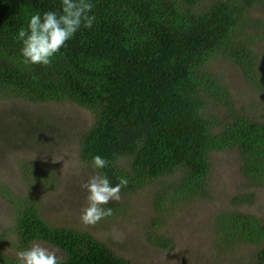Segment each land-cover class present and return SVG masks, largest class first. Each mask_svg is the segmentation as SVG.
<instances>
[{
    "label": "trees",
    "instance_id": "trees-1",
    "mask_svg": "<svg viewBox=\"0 0 264 264\" xmlns=\"http://www.w3.org/2000/svg\"><path fill=\"white\" fill-rule=\"evenodd\" d=\"M256 10L264 12V0H0V99L90 111L79 159L110 193L99 212L118 220L124 197L152 187L149 237L158 234L162 249L171 242L161 220L210 199L212 153L236 150L248 192L216 215L215 232L230 250L256 246L252 264H264V218L242 209L264 184V114L235 113L229 86L210 70L224 60L264 85ZM49 175L23 173L40 186ZM0 193L14 211V249L29 253L42 242L63 254L29 262L0 248V264H134L107 239L50 226L33 194Z\"/></svg>",
    "mask_w": 264,
    "mask_h": 264
},
{
    "label": "rangeland",
    "instance_id": "rangeland-1",
    "mask_svg": "<svg viewBox=\"0 0 264 264\" xmlns=\"http://www.w3.org/2000/svg\"><path fill=\"white\" fill-rule=\"evenodd\" d=\"M254 18L262 21L254 33L258 38L255 50L264 71V12L256 10ZM210 70L229 86L235 113L261 118L263 84L255 88L238 66L224 60H215ZM93 123L90 111L70 102L33 104L0 99V191L6 188L19 196L33 194L40 200L42 217L50 226L83 229L107 239L115 253L134 264H252L256 246L230 250L215 232L216 215L232 209V202L248 192L236 150L212 153L210 199L171 210L166 221L161 220L166 230L163 236L171 242L170 248L162 249L155 244L158 234L149 237V224L155 217L151 215L152 187L124 197L127 206L118 220H105L99 212L110 193L103 188L96 170L82 166L79 159L81 138ZM122 164L127 166V161ZM34 168L49 172L51 181L40 186L23 177ZM255 189V203L242 209L264 218V184ZM14 219L13 209L0 193L1 249L29 262L35 261L36 254L63 258L58 249L42 242L33 244L29 253L14 249Z\"/></svg>",
    "mask_w": 264,
    "mask_h": 264
}]
</instances>
